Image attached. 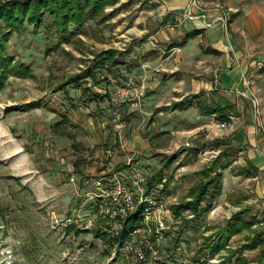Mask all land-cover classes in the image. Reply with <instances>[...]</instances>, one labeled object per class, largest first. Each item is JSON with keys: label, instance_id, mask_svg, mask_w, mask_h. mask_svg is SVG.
Returning <instances> with one entry per match:
<instances>
[{"label": "rangeland", "instance_id": "rangeland-1", "mask_svg": "<svg viewBox=\"0 0 264 264\" xmlns=\"http://www.w3.org/2000/svg\"><path fill=\"white\" fill-rule=\"evenodd\" d=\"M14 1L27 0H0V6ZM149 1L116 0L95 21L79 29L70 25L66 37L56 33L47 14L38 29L26 20L23 27L0 21V264H237L236 256L228 261L226 250L215 255L205 252L237 213L252 222L260 243L243 251L242 259L260 264L263 205L253 202V182L238 175L245 166L240 153L247 144L243 145V138L241 148L229 141L238 132L230 117L239 118V125L256 121L264 135V18L250 19L256 31L251 36L249 26L239 20L234 26L242 37L232 45L234 50L226 43L230 57L233 51L240 52L241 74H233L229 67L224 82L221 74L216 81L203 80L206 68L196 57L190 79L180 80V74L171 80L159 71L165 68L162 60L174 51L165 48L168 45L159 48L152 39L153 12L148 16V32L140 33L139 10L151 9ZM245 28L249 32L243 36ZM195 50L199 57L208 54L199 44ZM105 51L112 53L114 62L97 65ZM148 57L161 61L142 64ZM89 70L94 80L84 78L79 87L68 83ZM177 86L186 90L189 97L184 100L192 104L184 114L165 105ZM163 87H168L170 97H162L161 107L145 106L144 99ZM204 88L208 91L197 98V106H213L209 101L215 102L223 89L220 95L225 92L227 106L234 110L227 109L225 115L223 106L210 110L221 109L218 114L225 119L200 115L192 92ZM117 91L127 94L117 107L124 124L120 130L115 128L110 105ZM222 123L228 128L218 129L216 125ZM204 125L208 127L196 128ZM129 158L147 182L155 183L159 174L161 179L148 193L163 205V239L155 240V224L149 220L136 239L141 248L150 244L158 250L157 259L146 263L95 238L94 230L104 232L102 220L85 228L92 211L91 179L102 172L127 170ZM225 163L231 166L222 171V192L211 210L199 218L187 212L175 216V208L189 200L191 188L206 182L200 172L212 166L219 173ZM250 236V231L233 236L227 248L239 249Z\"/></svg>", "mask_w": 264, "mask_h": 264}, {"label": "crops", "instance_id": "crops-1", "mask_svg": "<svg viewBox=\"0 0 264 264\" xmlns=\"http://www.w3.org/2000/svg\"><path fill=\"white\" fill-rule=\"evenodd\" d=\"M197 2L199 9L201 8L202 10L210 11L202 12L200 10H196L195 8L188 9L190 0H150L148 3L153 5L151 9L149 8L146 11L139 10V17L143 22V29L140 30V33L148 32V25H151L148 24V16L153 12L155 14H153L155 23L152 25V39L159 44V48L164 45H168L165 48L168 47L170 51H174L168 58L163 59L165 61L162 60V65H164L165 68L160 69L159 73L161 72V76H165V73H168L171 77L170 79L175 80L177 79V76L181 74L180 80H183V78L190 79L191 76H188V72L191 65L194 62L201 60V63L204 64L201 68H206L207 73V76H205L203 80H209L212 78V80L216 81L220 78L219 74H221V78L224 82L227 78V70L230 68H232L230 72L233 74H241L243 72L240 70L243 66V60L240 59V52H234V48L232 46L233 44H238L235 42L237 38L239 39L242 37L238 34L239 30L235 28L234 25L236 22H239V20H242L244 25L249 26V30H251L250 36L254 35L256 31H252L251 24L253 21H250V19L255 18L256 22H259L264 18V0H197ZM138 6H140V4H138ZM187 12L191 15V18L185 16ZM217 17H226V28H224L221 23H216L211 29L204 27V19H206V21H211ZM226 29L227 33H224ZM249 30L245 28V31L241 32L242 35H247ZM226 43H229L232 46V57H230L226 51ZM198 44L199 47L205 51V53H208L207 55H203L201 57L198 56L199 54L195 50ZM249 44H251V40ZM196 57L199 58L197 61L195 60L197 59ZM192 60H194V62ZM160 61L161 59H152L151 57H148L141 63L153 66L159 64ZM167 88L168 87H163L162 90L154 89V94L147 96L144 99V105H154L155 108L161 107L162 97H166L167 95L170 97V93L166 91ZM245 89H247L246 84L241 92L245 93ZM222 90L218 91L219 95L222 93ZM148 91L153 92V90ZM172 91L175 93V96H177L171 97L170 99L173 102H167L165 105H170V110L174 109L177 113H187L189 111L188 107L192 104L189 100H184L189 97L186 90L177 86V88L172 89ZM206 91H208V89L204 88L197 92H192L193 102H196L194 106L196 105L195 107L198 111H200L201 116H205L201 114V110L206 108L210 109L215 106L225 107L222 112L223 115H225L226 110L229 108L234 110V107L227 106V102L225 101V92L220 96L218 95L215 102L209 101V103H213V106L210 104L208 107H203L200 104L197 106V102H199L197 98ZM258 105L259 103L257 106ZM233 114L235 117L237 116L236 113L233 112ZM211 116L223 117L219 114L205 117ZM254 117L256 118V116ZM230 119L236 121V125H234V127H236L238 132L232 134L229 142L233 146H240V148L242 147L241 145L243 141V145L247 144V147L242 149V152L240 153L244 155L243 159L245 166L243 168L247 167V162L255 168L254 177L247 179L253 182L251 192H253L255 200L252 201L255 203L261 201L264 210V135L259 131V125L256 121L252 122L251 120L250 122H243L239 125V118L236 117V119H234L230 117ZM205 127H208V125L196 128L204 129ZM241 130H243V132Z\"/></svg>", "mask_w": 264, "mask_h": 264}, {"label": "trees", "instance_id": "trees-1", "mask_svg": "<svg viewBox=\"0 0 264 264\" xmlns=\"http://www.w3.org/2000/svg\"><path fill=\"white\" fill-rule=\"evenodd\" d=\"M116 0H27L25 2L14 1L12 3L0 6V21L6 23L9 26L17 24L16 27H21L24 21L28 25H33L38 29L43 25V18L47 14L52 19V27H55L56 33L60 37H66L68 34V27L70 25L79 29L86 22L95 21L101 14H104V9L109 6H114ZM103 19V17L101 18ZM23 27V26H22ZM104 61L114 62L112 53L105 51L102 53V59L97 65L105 64ZM102 67V66H101ZM3 78V77H2ZM84 78L91 80L95 79V75L89 71H86L83 75L72 78L69 84H75L76 87L80 86V81ZM88 91V90H87ZM97 96H92L94 99ZM221 109L215 108L214 110L204 109L201 110V114L205 116L216 115ZM222 119H225L224 117ZM217 146L220 142H215ZM223 151L221 152V156ZM216 162V161H215ZM216 164V163H214ZM231 165L228 163L220 166L221 172L215 173L211 167L206 168L200 172V175L206 179V182L198 184L189 191V200L179 204L173 214L179 216V214L187 212L191 218H199L204 213L211 210V203L215 197L219 196L222 192V171L229 168ZM211 173L214 174V178H210ZM245 178H252L255 175V168L247 162V167L240 169L239 174ZM156 182H147V189L150 191L155 185L161 181L160 174L156 177ZM91 205V204H90ZM144 207L139 205L136 211L127 216L122 222V228L118 237L112 239L105 232H101L99 229L94 230V237L101 240V242L108 244L111 247H120L129 238L130 233L135 229L143 225ZM254 219L255 218H251ZM257 223V221L255 220ZM264 223V217L262 220ZM252 222H247L239 218V213L234 214L226 223V226L221 232L213 237V242L210 245L205 246V252L210 255L219 254L221 251L226 250L228 261L232 257H237V264H246V260L242 259L243 251H250L256 249L259 243V234L251 230ZM243 231H250L251 236L247 238V243L242 245L237 250H231L227 248L229 240ZM264 254L261 256L259 263L263 264Z\"/></svg>", "mask_w": 264, "mask_h": 264}, {"label": "built area", "instance_id": "built-area-1", "mask_svg": "<svg viewBox=\"0 0 264 264\" xmlns=\"http://www.w3.org/2000/svg\"><path fill=\"white\" fill-rule=\"evenodd\" d=\"M195 8L202 12L210 10L199 9L197 0H190L188 9ZM186 17L191 15L187 12ZM191 18V17H190ZM216 23L223 24L226 28V17H217L211 21L203 20L205 28H213ZM127 94L117 91L110 97V105L112 106V116L116 122L115 128L120 130L124 127L119 121L117 107ZM256 106V104H255ZM218 129H227L224 123L216 125ZM127 170L113 174H104L103 172L91 179L92 192L90 193L91 207L89 219L85 228L95 227L98 219L102 220V229L112 239L118 237L122 222L130 214L134 213L139 205L144 207V223L151 221L155 224L154 237L157 242L163 239L164 219L161 215L162 204L149 195L147 189V179L144 173L131 164V160L127 161ZM145 225L135 228L129 235L124 244L118 247L119 252L132 255L138 262L146 263L155 261L158 257V250L155 246L147 244L146 249L141 248L136 239L145 231ZM148 257V258H147Z\"/></svg>", "mask_w": 264, "mask_h": 264}]
</instances>
